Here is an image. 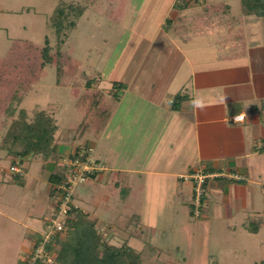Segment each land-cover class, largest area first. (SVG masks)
I'll list each match as a JSON object with an SVG mask.
<instances>
[{
    "label": "crops",
    "instance_id": "crops-1",
    "mask_svg": "<svg viewBox=\"0 0 264 264\" xmlns=\"http://www.w3.org/2000/svg\"><path fill=\"white\" fill-rule=\"evenodd\" d=\"M199 3L206 1L166 0L164 40L155 45L152 56L159 36L151 40L142 61L149 56L151 65L147 69L136 68L126 75L109 63L108 72L93 65L89 75L76 72L84 81L96 77L92 87L115 100L116 106L99 132L75 137L73 129V140L95 136L101 141L104 162L98 160L101 169L90 179L106 175V184H111L108 203L135 208L140 222L145 220V212L137 207L143 206L140 204L191 205L194 179L183 176L198 170L224 174L208 178L205 193L214 192L223 205L230 207L231 214L249 212L256 193L261 196L257 191L264 187V35L261 31L248 32L245 17L250 15H246L236 40V31L222 29L219 18L211 16L228 3L227 19L234 20L239 14L231 3L222 0L215 8L203 5V10H198ZM126 35L124 28L120 30L121 37ZM178 95L186 98L176 105L174 98ZM238 114L244 117L235 121L233 116ZM63 145H58L62 158L77 147L68 150ZM32 158L42 159L34 188L42 180L56 202L52 190L59 182L52 175L58 172V163ZM7 168L13 174L10 182L26 186L24 176H20L22 183L12 181L19 175ZM232 173L239 178L228 176ZM154 219L153 215L147 219L146 228L151 232L155 230ZM13 221L16 227L11 224L2 229L11 233L10 245L16 250L14 264H18L22 251L28 248L31 252L41 236L35 241L31 236L27 239V233L33 234V226ZM190 227L192 223L187 221L182 229L188 231Z\"/></svg>",
    "mask_w": 264,
    "mask_h": 264
},
{
    "label": "rangeland",
    "instance_id": "rangeland-1",
    "mask_svg": "<svg viewBox=\"0 0 264 264\" xmlns=\"http://www.w3.org/2000/svg\"><path fill=\"white\" fill-rule=\"evenodd\" d=\"M115 1L95 0L91 4L89 0H0V56L8 52L15 39H28L40 45L49 42L52 51L60 48L73 54L78 60L75 73L78 71L79 74L89 75L91 65L94 69L108 72L109 63L126 75L136 68L147 69L151 65L149 56L142 61L146 49L152 45L151 40L155 35L159 36L154 46L164 40V30L167 28L164 20L166 0H133L130 4L125 3L126 10H122L124 6L116 8L118 14L126 11L123 23L114 16ZM205 1L206 4H197L198 10H203V5H213L215 8L222 0ZM227 1L235 12L241 13L239 0ZM80 6L85 8L83 12L78 11ZM59 8H65V12L69 13L62 19V25L66 28H63L61 35L57 34L55 26ZM76 22V28L72 29L71 23ZM245 22L248 32L261 31L264 35V20L261 17L246 16ZM123 28L127 33L124 38L120 36ZM158 29L159 34H156ZM118 38L123 40L118 41ZM153 48L151 56L155 54L157 46ZM95 78L87 77L86 80L92 79L94 83ZM76 103L77 98L70 85L57 84V67L48 66L42 79L27 88L21 108L25 110L28 120H32L35 110L45 109L56 118L58 145L61 142L68 150L78 145L83 149L92 146L95 149L94 157L104 162L102 156L105 150L98 138L89 136L73 140L72 129L79 125L83 116ZM4 119L5 125L0 121V135L11 121L8 117ZM4 152L0 154V231L4 235L3 244L0 241V261L3 260L2 264H14L16 250L10 245L11 233L6 234L2 228L11 224L16 227L13 220L27 222L34 230L26 237L29 239L31 236L35 241L36 237L47 232L55 199L48 195V185L44 187L42 180H38L39 185L34 188L42 169V159L30 158L26 161L27 169L25 167L21 175L26 182L23 187L10 182L13 174L6 170V167L10 170L17 157ZM64 154L67 158L72 151ZM65 158L51 159L58 163V172L65 166ZM110 186L106 184V175L96 180L89 178L76 187L75 203L97 220L104 239L118 246L128 244L141 251L143 264H264V187L257 191L261 196L256 193L249 212L242 210L231 214L230 207L223 205L220 197L208 192L204 194L201 215L198 217L192 212L193 204L186 202L167 206L140 204L143 206L137 207L145 212V220L140 222L135 208L125 209L121 205L108 203ZM151 215L155 217L153 232L150 227L146 228ZM187 221L192 223L193 228L185 231L182 228ZM27 249L22 251V260L18 264H24L31 253Z\"/></svg>",
    "mask_w": 264,
    "mask_h": 264
},
{
    "label": "trees",
    "instance_id": "trees-1",
    "mask_svg": "<svg viewBox=\"0 0 264 264\" xmlns=\"http://www.w3.org/2000/svg\"><path fill=\"white\" fill-rule=\"evenodd\" d=\"M89 1L91 4L95 3V0ZM132 1L116 0L113 13L118 12L125 3L130 4ZM239 2L241 13L232 21L227 19L230 12L228 3L211 12L212 17L219 18L222 29L236 31L234 36L236 40L239 39L244 16L256 15L264 20V0H239ZM84 9L80 6L78 11L83 12ZM126 9L125 6L122 8V10ZM65 10L59 8L55 17L58 35L63 33V28H66L62 25V19L69 14ZM126 15L125 11L114 16L123 23ZM70 26L72 29L76 28L77 22L71 23ZM77 63V58L71 53L64 52L60 48L52 51L49 42L40 45L28 39H15L11 43L8 52L0 56L1 124H6L5 117L11 118L6 131L0 135V154L5 150L4 153L15 155L16 162H20L22 167L23 163L32 157H42L45 160H59L64 157L58 149L56 139L58 124L54 115L45 109H37L32 120H28L25 110L21 108L27 88L42 79L44 70L48 66L57 67V84L70 85L72 93L77 97L76 107L83 112L81 122L74 128L75 137L93 131L99 132L106 125L115 109L116 101L108 98L100 89L92 87L94 80L84 81L79 77L75 73ZM185 98L186 96L182 95L176 96L175 104L179 105ZM82 150H84L82 146L78 145L74 154ZM18 175L13 177L12 181L22 183V177ZM52 179L61 182L62 172H56L52 175ZM52 191L55 193L54 189ZM40 239L36 241L34 250L24 260V264H29L28 259ZM46 251L50 255L54 254V260L50 263L44 256L37 258L34 264H143L141 251L128 244L118 246L104 239L97 226V220L91 218L89 213L84 212L79 206L72 207L63 229L47 243Z\"/></svg>",
    "mask_w": 264,
    "mask_h": 264
},
{
    "label": "built area",
    "instance_id": "built-area-1",
    "mask_svg": "<svg viewBox=\"0 0 264 264\" xmlns=\"http://www.w3.org/2000/svg\"><path fill=\"white\" fill-rule=\"evenodd\" d=\"M244 114L233 116L235 121L242 120ZM94 147L89 146L78 154L73 156L68 155L65 158V166L62 170L61 182L57 183L54 187L56 204L53 215L49 218L47 224V232L41 235L40 241L35 247V251L29 257L28 263L34 264L39 257H47L48 262H52L53 254L50 255L46 251V245L50 242L52 237L64 227V224L70 216L73 206H77L74 202L75 189L78 185L84 183L90 176L98 172L101 167L98 165V160L94 157ZM10 170L20 175H23V167L20 162H16L10 166ZM222 172H205L198 170L190 176H183L185 178L194 179V198L192 212L197 217L201 215V207L203 204L202 197L205 193V183L210 177L222 176ZM228 176L237 177L236 174H229Z\"/></svg>",
    "mask_w": 264,
    "mask_h": 264
}]
</instances>
